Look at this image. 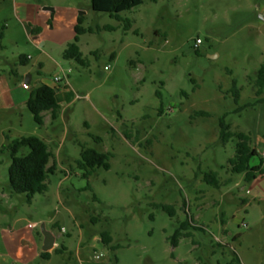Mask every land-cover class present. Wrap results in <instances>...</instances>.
<instances>
[{
  "label": "rangeland",
  "instance_id": "1",
  "mask_svg": "<svg viewBox=\"0 0 264 264\" xmlns=\"http://www.w3.org/2000/svg\"><path fill=\"white\" fill-rule=\"evenodd\" d=\"M37 1L83 9V25L92 29L81 45L88 64L62 60L72 68L66 117L42 127L28 111L15 125L48 137L58 166L47 192L32 203L13 193L11 154L0 149V228L36 222L34 232L43 224L62 232L59 241L71 251L50 264H264V174L252 184L233 173L228 161L237 139L219 137L225 117L264 158V101L253 85L264 63V0H143L122 12L130 30L94 11L91 0H0V66L39 52L15 11L16 3ZM234 80L240 105L250 104L240 112L230 93ZM81 145L111 153L110 169L86 177L77 165ZM209 172L218 173V186L205 181ZM187 219L192 236L174 246L170 238ZM105 230L119 248L97 241Z\"/></svg>",
  "mask_w": 264,
  "mask_h": 264
},
{
  "label": "crops",
  "instance_id": "2",
  "mask_svg": "<svg viewBox=\"0 0 264 264\" xmlns=\"http://www.w3.org/2000/svg\"><path fill=\"white\" fill-rule=\"evenodd\" d=\"M15 8L17 20L25 26L29 37L34 46L39 49V52L23 53V55H27L29 58L27 65L18 64V60L9 65L7 64L9 59L7 57L2 58L3 61L1 62H6L8 66H0V125L2 126L0 128V149H4L9 142L16 138L30 135L25 134L20 129L18 130L15 125L17 126L23 123L26 113L30 111L27 102L31 93L43 83L56 89L57 101L61 106L59 118L62 115L66 117L67 111L70 109L74 100L72 93L67 88L69 79L56 81L55 77L62 72H67L69 69H72H65L62 62V60H65L63 58V52L76 36V25L79 22V17H85L86 14L77 5H58L44 1L16 3ZM83 35L80 40L82 52ZM49 72L54 73L51 78L46 76ZM24 84H28L29 89H25ZM43 116L44 125L42 127H46L47 124L54 122L52 121L50 111H45ZM33 134L37 135L36 133ZM37 136L43 138L48 143V137ZM64 137H62V140H64ZM62 140L60 141L61 147L63 146ZM1 161L0 158V163ZM68 177V175L65 176V179ZM257 179L258 177L252 184ZM62 186L61 184L60 189ZM30 224H33L34 227L30 228L29 226L27 228L23 226L20 228L15 225H9L8 227L1 226L0 264H32L37 261H41L40 264H50L56 253L62 252L63 250L71 251L70 248L62 245L59 241L63 235L61 234L62 232L56 233V230L53 228L49 231L56 237L54 247L49 251H44L45 236L43 232H34L33 229L39 226L38 223L32 222ZM97 241L102 242L101 239H97ZM44 252L50 253L49 258L43 257ZM76 254L82 260V251L78 249ZM115 263L119 264L120 260L116 259ZM196 264H201V262Z\"/></svg>",
  "mask_w": 264,
  "mask_h": 264
},
{
  "label": "trees",
  "instance_id": "3",
  "mask_svg": "<svg viewBox=\"0 0 264 264\" xmlns=\"http://www.w3.org/2000/svg\"><path fill=\"white\" fill-rule=\"evenodd\" d=\"M142 3L143 0H91V7L94 11L109 13L112 17L125 22V28L130 30L133 22L130 18H124L122 12L130 11ZM84 19V16L79 17V22L76 25V36L64 50L63 58L86 66L88 60L81 51L80 40L83 34L91 32L92 29L84 27ZM28 63L29 58L27 55L22 54L19 56L18 64L27 65ZM253 85L256 96L260 97L258 101H264V63L258 68ZM230 93L237 105L236 112H240L250 105H240L242 92L237 80H234ZM27 106L33 114L35 122L40 126L44 125L43 113L45 111L51 112L52 121L57 120L60 116L61 106L57 101L56 89L48 84L43 83L32 91ZM200 114L208 115L205 111L200 112ZM219 126V137L223 142H227L232 138L237 139L235 155L228 161L231 171L236 174H243L248 182H253L259 175H263L264 158L257 147L253 146L251 136L242 131L233 132L225 117L219 120ZM81 147L82 150L77 165L82 169H87L86 177L92 175L97 168L110 169L111 153L99 151L86 145H81ZM6 148L9 149L12 159L9 168L11 191L16 194H27L28 202L31 203L35 194H44L49 189L48 178L50 174H54L57 170L54 154L49 144L37 135L16 138L9 142ZM25 148H29L30 151L28 153L22 152ZM254 159H257V161L255 162ZM51 160H53L52 164H50ZM217 176V172H209L205 174L204 179L209 184L218 186ZM88 188H92L90 184ZM95 199L97 200L98 197L95 196ZM161 207L168 211L171 216L176 213L173 206L162 205ZM190 223L188 219L180 222L179 227L170 238L174 246H178L181 238L192 236L189 229ZM238 238L239 236L235 237L236 240ZM101 241L113 249L120 247L119 244H114V237L109 230L101 233ZM49 256V252L43 253L44 258H49Z\"/></svg>",
  "mask_w": 264,
  "mask_h": 264
},
{
  "label": "built area",
  "instance_id": "4",
  "mask_svg": "<svg viewBox=\"0 0 264 264\" xmlns=\"http://www.w3.org/2000/svg\"><path fill=\"white\" fill-rule=\"evenodd\" d=\"M260 19L264 20V12H262L260 14ZM202 44V40L200 38H197L196 42H195V48H198L200 45ZM106 70H109V66L105 67ZM72 69H69L67 72H62V74H58L55 79L56 81H61L63 79H69V73H71ZM24 88L25 89H29V85L28 84H24ZM30 227H34L33 224L29 225ZM97 259L101 258V255H97L96 256Z\"/></svg>",
  "mask_w": 264,
  "mask_h": 264
},
{
  "label": "water",
  "instance_id": "5",
  "mask_svg": "<svg viewBox=\"0 0 264 264\" xmlns=\"http://www.w3.org/2000/svg\"><path fill=\"white\" fill-rule=\"evenodd\" d=\"M42 227H43V234L45 236L43 250L44 251H49L50 249H52L54 247L56 237L51 231L45 229V225L44 224H43Z\"/></svg>",
  "mask_w": 264,
  "mask_h": 264
}]
</instances>
